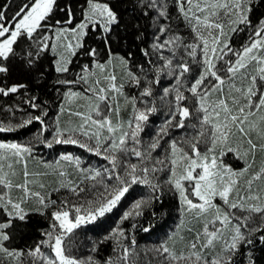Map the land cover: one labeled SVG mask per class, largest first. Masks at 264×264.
Instances as JSON below:
<instances>
[{
	"label": "snow or ice",
	"instance_id": "obj_1",
	"mask_svg": "<svg viewBox=\"0 0 264 264\" xmlns=\"http://www.w3.org/2000/svg\"><path fill=\"white\" fill-rule=\"evenodd\" d=\"M0 264H264V0H0Z\"/></svg>",
	"mask_w": 264,
	"mask_h": 264
}]
</instances>
